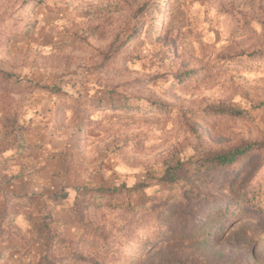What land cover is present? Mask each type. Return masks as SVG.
I'll list each match as a JSON object with an SVG mask.
<instances>
[{"label":"rangeland","instance_id":"obj_1","mask_svg":"<svg viewBox=\"0 0 264 264\" xmlns=\"http://www.w3.org/2000/svg\"><path fill=\"white\" fill-rule=\"evenodd\" d=\"M0 69V264H264V212L241 197L264 205V150L204 160L264 141V0H0ZM126 199L169 218L136 255ZM229 200L247 215L205 236Z\"/></svg>","mask_w":264,"mask_h":264},{"label":"trees","instance_id":"obj_2","mask_svg":"<svg viewBox=\"0 0 264 264\" xmlns=\"http://www.w3.org/2000/svg\"><path fill=\"white\" fill-rule=\"evenodd\" d=\"M195 70L182 69L180 78L181 81L189 78L192 74H194ZM9 73L0 69V87H6L8 85V77ZM211 114H226V115H234V116H243L245 111L242 109H237L230 106H224L222 104L214 105L209 108ZM264 150V141L261 142H246L243 143L239 147H234L233 149H215L209 151L204 160L211 166L221 169L231 168L245 160V158L251 156L253 153ZM175 175L174 170L172 168H167L164 172L161 179L169 180L173 178ZM145 182H139L134 186L127 187L125 185L122 186H113V187H97L92 190H85V193L92 191V193L98 195L102 198L104 202L106 199L112 200L116 197H120L124 194L129 195L131 189H135L140 191L142 187H145ZM255 191L253 188L248 186L244 187L241 193V197H243L242 203L248 205V207H255L260 213L264 212V205L261 203L260 198L257 193L251 192ZM202 199V198H200ZM81 204H77V210L82 213ZM120 206L127 211V219H129L128 224L129 228H131L130 232L133 234H137L139 237L135 242L130 234L127 238L128 243L134 245L133 255L140 254L144 252V250L151 246L158 239L165 237L169 229L166 226V223L169 221V218L165 213L162 215H158L156 217H149L147 222H144L142 219L144 216L148 214H142L143 211L147 210L143 204H139L138 206H131L126 199L125 204H121ZM150 208V206H148ZM233 207V201H227L223 203L221 206H217L214 211L209 210V213L203 217L202 220V228L204 230V235L209 237L210 233L207 231L209 228L223 226L225 223V218L230 214L231 209ZM231 218L233 216L243 217L247 215L245 211L240 210L237 207L235 210L231 212ZM229 218V219H231ZM167 220V221H166ZM94 233L101 237L103 240L108 241L110 239V234L108 230L103 229L102 225L97 226L94 229ZM236 260L235 257H233ZM237 264H244L243 262H238Z\"/></svg>","mask_w":264,"mask_h":264}]
</instances>
